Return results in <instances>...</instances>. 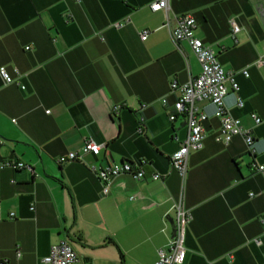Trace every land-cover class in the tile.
I'll return each mask as SVG.
<instances>
[{
    "label": "crops",
    "instance_id": "1",
    "mask_svg": "<svg viewBox=\"0 0 264 264\" xmlns=\"http://www.w3.org/2000/svg\"><path fill=\"white\" fill-rule=\"evenodd\" d=\"M152 1L0 0V66L17 80L0 75V160L29 165L0 169L4 264H46L64 239L84 264H154L180 199L192 215L180 264H264V0H169L168 12ZM183 13L234 72L240 88L225 108L251 130L255 154L238 134L218 141L215 106L198 101L205 136L181 177L171 157L188 126L169 118L180 96L170 85L201 72L187 41L169 36ZM88 139L105 144L99 154L82 151ZM73 151L80 159L60 160ZM141 160L143 179L120 173L108 193L91 170Z\"/></svg>",
    "mask_w": 264,
    "mask_h": 264
},
{
    "label": "built area",
    "instance_id": "2",
    "mask_svg": "<svg viewBox=\"0 0 264 264\" xmlns=\"http://www.w3.org/2000/svg\"><path fill=\"white\" fill-rule=\"evenodd\" d=\"M150 8L156 11L165 10L168 12L169 0H154L150 4ZM121 24L122 23H116L115 26ZM166 26L173 45L179 48V42L183 40L187 41L201 65V72L192 77L187 84H178V82L174 80L170 85L171 89L180 90V96L174 104V111H169V118L170 120H174L177 114H181L186 118L188 126L185 140L171 157L173 167L178 170L181 177H184L187 172L189 150H198L202 147L205 136L204 122L207 120L208 114L200 110L196 103L203 100H208L215 106V116L219 119L221 125L216 139L228 143L235 134H238L244 139L248 152L254 155L255 149L253 146L255 139L252 136L251 130L243 128L238 118L233 117V115L226 110L224 104V98L228 91H237L240 88L234 72L226 71L218 61L216 52L211 47L203 44V42L194 35L196 21L190 13H183L176 16V24L170 25L167 21ZM238 30H240V26L233 23L232 36L234 38ZM147 36V30L141 32V39L145 40ZM27 49L29 48L27 47ZM262 62L263 60H259L258 64ZM14 72L16 76L20 75L17 69H15ZM247 73L246 70H243L245 76H247ZM0 75L5 83H17V80L9 74L4 66H0ZM20 86L24 88L23 85ZM242 102L241 98H238L237 104L239 106H242ZM46 112H49V110H46ZM251 115L255 124L260 123L261 119L257 114L252 113ZM104 146V143H96L93 139H88L85 140L82 151H91L93 154H99ZM78 154V152L73 151L68 153L66 158L63 157L60 160L80 159ZM145 163V160H141L137 164L130 161H121L111 163L108 166L96 167L92 165L91 170L99 179L104 181L103 190L108 193L111 179L120 173L130 174L136 180L143 179L145 171L143 165ZM3 168L22 169L29 168V165L21 161L5 159L0 160V169ZM258 169L263 171L264 165H259ZM162 177L163 176L159 173L152 174L153 180H160ZM173 208L175 210V215L172 238L165 249L161 248L159 250V258H157L154 264H180L185 259V248L183 246L185 230L192 215L188 210L184 209L181 199L174 202ZM31 209L34 210V207L31 206ZM10 216L13 217L14 213L12 212ZM43 260L46 264H84L66 239L60 240L52 245L50 253L45 256ZM0 264H4L1 255Z\"/></svg>",
    "mask_w": 264,
    "mask_h": 264
},
{
    "label": "water",
    "instance_id": "3",
    "mask_svg": "<svg viewBox=\"0 0 264 264\" xmlns=\"http://www.w3.org/2000/svg\"><path fill=\"white\" fill-rule=\"evenodd\" d=\"M263 12H264V2H263ZM264 14V13H263ZM264 17V16H263ZM173 220V219H172Z\"/></svg>",
    "mask_w": 264,
    "mask_h": 264
}]
</instances>
